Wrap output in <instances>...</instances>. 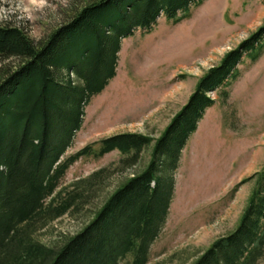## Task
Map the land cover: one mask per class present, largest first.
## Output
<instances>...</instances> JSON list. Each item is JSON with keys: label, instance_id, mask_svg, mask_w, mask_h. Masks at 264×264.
<instances>
[{"label": "trees", "instance_id": "1", "mask_svg": "<svg viewBox=\"0 0 264 264\" xmlns=\"http://www.w3.org/2000/svg\"><path fill=\"white\" fill-rule=\"evenodd\" d=\"M204 1L92 0L39 42L20 27L0 25V264L148 263L171 203L179 153L215 103L210 93L226 99L238 66L263 53L264 24L204 73L155 141L124 132L64 154L84 107L114 77L121 40L137 28L150 29L159 16L178 23ZM9 59L17 64H6ZM152 141L145 168L125 179L80 231L53 244L37 239L50 222L84 208L85 191L106 171L100 168L67 190L59 185L74 162L116 150L129 169ZM254 177L235 228L191 264H258L264 257V165Z\"/></svg>", "mask_w": 264, "mask_h": 264}, {"label": "rangeland", "instance_id": "2", "mask_svg": "<svg viewBox=\"0 0 264 264\" xmlns=\"http://www.w3.org/2000/svg\"><path fill=\"white\" fill-rule=\"evenodd\" d=\"M90 1L0 0V25L20 27L39 42ZM164 19L159 16L150 29L137 28L121 40L115 75L84 107L81 127L64 156L117 133L146 134L155 141L204 73L263 26L264 0H205L178 23ZM238 68L226 99L210 93L215 103L179 153L171 203L147 264H191L235 228L255 188L254 175L264 165V51ZM153 141L129 169L122 168L116 150L74 162L60 181L67 190L100 168L106 171L85 191L84 208L50 222L37 239L53 244L80 231L125 179L145 168Z\"/></svg>", "mask_w": 264, "mask_h": 264}]
</instances>
